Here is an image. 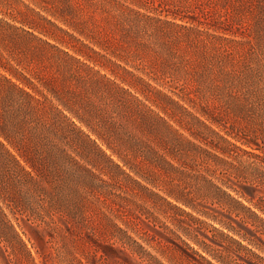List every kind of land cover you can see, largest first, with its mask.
<instances>
[{
    "label": "trees",
    "instance_id": "obj_1",
    "mask_svg": "<svg viewBox=\"0 0 264 264\" xmlns=\"http://www.w3.org/2000/svg\"><path fill=\"white\" fill-rule=\"evenodd\" d=\"M18 1L20 10L9 13L18 22L0 15V29L34 42L37 52L52 60V70L43 74L13 49L6 48L7 54L0 51V264H11L4 252L8 248L24 254L21 264H37L2 202L10 209H30L32 218H20L18 225L43 264H48L43 230L50 229L55 213H60L61 192L73 195L78 218L87 204L122 206L120 199L126 196H114L110 188L119 175L132 182L125 184L127 188L150 191L172 210L170 215L183 234L167 225L170 234L155 232L187 257L190 250L197 255L191 257L192 264H203L201 260L217 264L192 242L222 264H264V257L253 248L263 244L258 232L264 224V199L254 200L215 174L218 166L232 163L222 154L238 159L230 146L256 153L213 125H223V119L202 94L207 89L205 73L186 79L179 70L180 61L172 66L176 70L161 69L171 56L167 42L160 40L161 30L171 34V28L164 30L166 26L183 31L189 42L205 46L226 38L214 32L222 28L208 21L211 10L202 8L195 16L172 11L173 18H166L123 0H100L102 10L113 11L111 17L118 19L117 34L115 24L100 28L81 7L50 8L38 0ZM132 42L142 52H129ZM154 44L163 49L157 52L167 55L158 70L136 60L145 49L153 50ZM208 60L204 59L205 70H210ZM215 63L224 69L226 62L220 56ZM232 91L226 82L220 87L226 106L234 99ZM48 185H56V195L48 191ZM207 198L219 208L206 204ZM230 200L245 210L238 226L229 220L228 214L235 209ZM103 213L114 241L92 240L93 255L101 258V264L109 261V253L114 264H167L114 221L110 212ZM83 255L86 260L77 257L79 264H89L90 256Z\"/></svg>",
    "mask_w": 264,
    "mask_h": 264
},
{
    "label": "rangeland",
    "instance_id": "obj_2",
    "mask_svg": "<svg viewBox=\"0 0 264 264\" xmlns=\"http://www.w3.org/2000/svg\"><path fill=\"white\" fill-rule=\"evenodd\" d=\"M26 1L32 2L31 0ZM38 1L50 8H62L67 5L81 7L83 12L86 13L85 15L90 16L93 23L97 24L100 28L113 27L115 24L116 33L118 34V19L114 20L111 17L113 11L108 14L102 10L104 4L100 0ZM123 1L135 9L166 18H173V15L170 13L172 11L195 16L196 14L200 15L202 8L211 10V19H208V21L222 28L214 32L226 36L224 40H215L205 46L198 42V44L189 42L190 40L186 38L188 36L183 31H181V34L177 28L166 26L163 29L167 30L171 28V34L169 36L164 35L161 30L160 36L162 37H160V40L167 42L169 45L170 60H166L167 55L157 52L158 49L163 50L157 44H154L153 50L149 48L145 49L144 56L136 58V60L140 65L150 70L152 68L158 70L160 65L164 64V60H166L164 67H161V69L165 68L166 71L176 70L172 66L176 67V62L180 61V64H183V68L181 67L179 70L181 74H184L186 79L205 73L206 82L204 86L207 89L202 94L208 97L211 104L210 108H214L216 112L221 113L223 119V125H213L236 144L256 153L254 155L230 146L231 151L238 159H232L228 155L222 154L231 160L232 163L230 165L225 164L222 167L218 166L215 174L222 177L229 184L244 191L247 196H253L254 200L264 199V0ZM20 7L21 3L18 0H0V15L13 22H18L9 13L16 14L20 10ZM176 20L182 21L179 18ZM6 48L13 49L32 69L41 71L43 74L52 70V60L48 55L39 54L34 42L30 39L25 41L16 39L15 36H8L0 29V51L7 54ZM128 50L129 52H142L140 46H137L135 42L128 45ZM220 56L226 62L224 69L219 68L215 63V58H220ZM203 58L211 59V61L208 60L210 70H205ZM224 82L233 90L232 94H234V99H229L230 105L228 106L224 103L222 95L219 94L220 87ZM209 85L210 88H208ZM204 86L202 85L201 89ZM117 180L113 181L110 188L114 192V196L116 194L126 196L123 200L120 199L122 206L111 204L106 207L103 203V206L97 207L93 204H87L84 213L78 218L76 216L77 212H75V199L73 195L67 194V191H62L60 195L62 198H56L60 200L57 204L60 213L56 212L53 217L56 223H51L50 229L43 230L45 238L48 239L44 247L47 254H49L47 256L48 264H79L77 257L86 260L83 253L90 256L89 264H101V258L93 255L92 240L96 238V240L104 243L114 241L111 235L112 226L105 219L103 211L106 213L110 212L114 216V221L123 227H127L128 232L140 241H143L153 253H156L167 264H192L191 257H198L197 255L193 254L190 250V256L187 257L175 249L170 241H166L159 233L155 232V229H158L170 234L169 229L165 227L167 225L169 228L176 229L183 234L170 215V213L172 214V210L166 206L165 202L150 191L135 188L137 193H134L135 190L133 191L125 186V184L132 185V182L130 180L124 181V176L119 175ZM216 181L223 187L227 186L218 178H216ZM51 186L48 185V191L50 190L53 194L58 192V190H55L56 185ZM155 190L159 189L155 188ZM230 190L243 202L251 204L240 193L232 189ZM206 200V204L209 206L219 208L217 203L210 201L211 199L207 198ZM230 203L235 209L231 214H228L231 217L230 219L225 218L229 219L233 225L238 226L241 223L242 216L245 215V210L239 208L234 201L230 200ZM2 204L5 211L22 233L27 245L31 249V253L35 256L37 264H43L41 257L36 253L35 248L18 225V219L24 218L30 220L32 218L30 209H26L27 207L23 208L22 206L10 209L4 202ZM30 204L33 206L35 200H32ZM212 211L217 213V211ZM199 216L208 222H213L211 218L203 215ZM185 217L188 220L187 216ZM213 223L219 226L216 222ZM260 225L262 230L264 224L261 223ZM202 229L207 230L209 234L213 233L212 229L208 226H202ZM261 230L258 233L263 244L260 247L253 248L264 257V231L261 232ZM48 233H52V236ZM143 238H148L151 243L144 241ZM175 240L180 243L179 238H175ZM188 241L192 242L189 238ZM243 242L248 244L246 240ZM192 244L194 248H198L203 252L208 259L215 261L217 264H222L214 259L211 254L199 248L198 245L193 242ZM4 252L11 264H21L20 258L24 256L22 252L13 253L9 248ZM112 258V254L109 253V261H104L102 264H114ZM0 259L2 260L1 257ZM201 261L203 264H209L205 260Z\"/></svg>",
    "mask_w": 264,
    "mask_h": 264
}]
</instances>
